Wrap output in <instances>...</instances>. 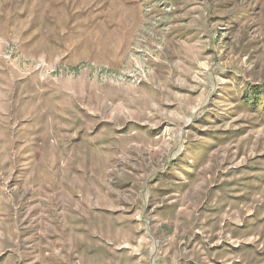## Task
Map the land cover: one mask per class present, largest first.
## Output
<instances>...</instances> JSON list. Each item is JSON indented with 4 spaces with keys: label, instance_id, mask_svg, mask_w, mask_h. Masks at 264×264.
I'll list each match as a JSON object with an SVG mask.
<instances>
[{
    "label": "rangeland",
    "instance_id": "1",
    "mask_svg": "<svg viewBox=\"0 0 264 264\" xmlns=\"http://www.w3.org/2000/svg\"><path fill=\"white\" fill-rule=\"evenodd\" d=\"M155 89L157 106L133 102ZM23 105L22 120L49 107L59 127L54 114L91 132L164 128L183 151L192 140L189 154L157 178L181 152L165 138L116 157L107 145L96 163L87 152L54 162L61 143L44 130L34 131L38 143L16 145ZM19 151L37 158L17 161ZM186 188H196L194 222L220 210L216 225L138 241L147 225L161 232L153 222L162 223V190ZM117 201L118 209L141 201L146 225ZM166 245L171 264H264V0H0V264H143L133 254L159 264Z\"/></svg>",
    "mask_w": 264,
    "mask_h": 264
},
{
    "label": "crops",
    "instance_id": "2",
    "mask_svg": "<svg viewBox=\"0 0 264 264\" xmlns=\"http://www.w3.org/2000/svg\"><path fill=\"white\" fill-rule=\"evenodd\" d=\"M28 47H31V45H36L39 43V41H34V40H30L26 42ZM156 90V89H155ZM158 94L156 95H140L134 99L133 102L137 103L140 107H144V110H149L150 108H153V106H157L158 102L157 99L158 97L160 99H162V94L159 93V89L156 90ZM143 92V91H141ZM43 97V96H41ZM114 98L116 99H122V97L117 94L114 96ZM49 107H47L46 110L43 111V114L33 117L30 119V121H25L22 120L24 119L23 117H25L26 115V110L24 108V105L21 106V110L18 111L19 114V118H17L19 121L20 119V124L18 127V130L16 131V145H20V146H24L25 145V140L28 141V137L31 138V145L36 144L38 142H35L34 140H38L40 137L38 136V134L35 135L34 131L38 129V131L40 130H44L46 131V134L49 135L50 140L51 139H56V142H60L61 143V147H58L59 152L57 151V154H54V158L56 159L54 162H58L59 160H61V162H65V159L68 158V162H71L72 160L77 159V156L79 154V160L82 159L83 154L85 155V152H87L88 156H89V161H92L94 163H96V157L100 156L103 158V153L107 150L105 149V147L107 145L110 146L111 148V152H110V156L112 155L113 157H116V155L118 154L119 148H123L124 146H127L128 144L130 145V147L128 148L130 151V148H132L134 145L136 146H141V143H138V141L140 142L141 140H144L146 142H149L150 145L148 146H154V145H159L162 142V138H165V135H168L167 133L165 134L164 128H162V131H158L156 132V130L158 128H155L154 130H151L149 127L147 126H142L141 124L138 125H133L136 123H128L127 126H125L122 129H118V127H114V125H99L93 132H91V130L82 127V123L77 124L75 126H70V122L67 121L69 118L65 117L64 115L61 116H56L54 114L53 117L58 118L59 121H62V127H59V123L57 125H54L52 123L53 120H51L48 115H49ZM41 110V109H40ZM40 110L37 107L36 113H40ZM31 112V111H30ZM62 114H66L64 112H62ZM127 120V119H126ZM68 126V127H67ZM61 128V129H60ZM31 129V133L29 134V131ZM150 129V130H149ZM65 131V132H64ZM20 132H22V137L20 135ZM61 132H64V134H62L61 136ZM26 133V134H24ZM189 133V131L187 132V134ZM24 135L26 137H24ZM168 137V136H167ZM166 140H170V143L172 144L173 148L176 150L178 148V151L180 150L181 152L176 156V158H174V151L171 153V155L165 160L164 162V166L162 165V169L160 170H156V172L152 175H156V178L160 175H165L170 169L172 164H174L175 162H177L182 156H184L185 154H189V149H188V144L192 141H188L184 151L182 150V142L179 141L177 139L176 136H174L173 140L172 139H166ZM233 140V139H232ZM231 140V141H232ZM24 144V145H22ZM226 145V144H224ZM165 145H163V150H165L166 147H164ZM95 148V152L98 153H93V150ZM19 149V148H18ZM28 149V148H27ZM213 151V150H212ZM211 151V152H212ZM176 152V151H175ZM20 155L17 156V161L20 159L21 162L25 161L26 159H30L31 157H29V155H32L33 153H22L21 151H19ZM213 153V152H212ZM98 154V155H96ZM61 155V156H59ZM19 156H21L23 159H21ZM48 158V155H45ZM85 157V156H84ZM83 157V159H84ZM37 156L36 153L33 154V159L36 160ZM164 160V156L162 157ZM115 162L118 163V161H116V159H114ZM115 165V164H114ZM210 164L208 162H206L204 164V167H202L203 169H208V167ZM22 167V166H20ZM20 167L17 168L19 169ZM165 167V168H164ZM112 168L116 169L117 165H115L114 167H109L107 169V173H110V170H112ZM201 168V169H202ZM18 169L16 170V173L18 171ZM55 170V169H54ZM26 169H21V172H24V174L22 176L25 175V177L27 176V173L25 172ZM144 171V170H143ZM145 172V171H144ZM199 172V170H196V174ZM154 181V180H153ZM214 185V184H213ZM212 185V186H213ZM197 186V185H196ZM217 187L213 188L214 190ZM119 189V188H118ZM122 190V189H119ZM124 190V189H123ZM196 190V188H186L183 192L181 193H175V192H171V191H163L162 190V205H160L162 207V223H155L153 222L154 225H158L160 227V234L155 232L153 226L150 225V228L147 227V231L143 232L142 234L139 235V237L137 238L138 241L141 240V238L143 239H147L148 235L150 234L153 241H157V239L159 240L160 238H162V234L164 235V239L169 238V235H174V237H178V235L174 232H177L178 230V226H193V229L196 227V225L199 226H209L211 225V228H213L216 224V220H218L220 218V210H214L211 212H207L204 216H201L200 214L198 215L199 217L197 218V220L194 222L195 220V212H198L199 207H196V203L195 201H192V199H195V195H193L194 191ZM116 188L113 189V193L116 195ZM124 192L127 193V190H125ZM123 192V193H124ZM144 198V196H143ZM191 201L189 202V204H187L186 201ZM141 202V201H140ZM140 202H135L131 205H127V206H120V207H125L124 209H118L116 207H118V201L114 204H112L111 206L114 207L115 209L119 210V213L128 211V208H135L137 209V214H136V218L138 219V221H140L141 223L146 225V218H145V211H140L139 212V205ZM163 202L167 203L168 205H170V209H168L167 211H165V203L163 204ZM178 203V205L176 207H174V205ZM144 204L146 205V203L144 202ZM147 207H150L152 210V213L154 212L155 208L153 206H151L150 201H149V197H148V204ZM197 209V211H196ZM243 210H246V207H243ZM236 215H239V217L242 218L241 216V212L237 211ZM228 217L227 213L224 216ZM151 218L153 220L154 218V213L151 214ZM244 219H246V214L244 215ZM205 221V222H203ZM204 224V225H203ZM153 229V233L150 231V229ZM174 230V232L172 234H170V232ZM227 231L224 232H218L221 235L220 237H224L227 239H232L235 240L236 238L233 237V232L231 233L230 231H228V233H226ZM147 234V237L144 238ZM215 235V234H214ZM227 236V237H226ZM193 237V236H192ZM181 240V242L186 243L187 241H190L191 238H189V236L184 235L182 237L179 238ZM192 240H195L192 238ZM162 241V240H161ZM129 244V242H128ZM167 244V243H166ZM123 245V244H122ZM122 245H120V247H122ZM131 245V244H129ZM141 246H145L146 248V254H148V246L140 244ZM119 247V248H120ZM131 247H135L133 245H131ZM141 248V247H140ZM143 250V249H142ZM145 250V249H144ZM168 245L162 247V250L159 251V253H161L160 256L157 257V260L160 262L159 264H171V261L169 262L168 260H164V258L170 254ZM211 251H214L211 249ZM149 255V254H148ZM133 256L135 258H141L143 259L142 262L143 264H149L148 260H145L144 257H141L139 254L137 256H135L133 254ZM171 260H174L173 258ZM175 262H178L176 260H174ZM173 263V262H172Z\"/></svg>",
    "mask_w": 264,
    "mask_h": 264
}]
</instances>
